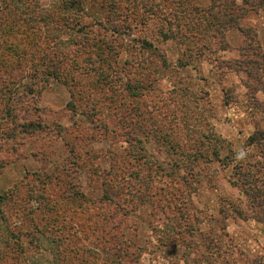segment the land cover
Masks as SVG:
<instances>
[{
    "label": "rangeland",
    "instance_id": "obj_1",
    "mask_svg": "<svg viewBox=\"0 0 264 264\" xmlns=\"http://www.w3.org/2000/svg\"><path fill=\"white\" fill-rule=\"evenodd\" d=\"M62 1L39 7L57 12ZM75 1L69 13L86 27L107 24L116 4L123 33L101 36L115 45L114 72L98 79L80 47L72 83L50 77L32 96L11 91L15 122L44 128L19 125L8 136L15 125L0 118V264H264V141L248 142L264 133V91L234 63L251 40L264 55V9L237 0L246 13L226 33L230 47L214 53L218 45L195 29L159 35L174 0H156L153 15L119 0ZM192 5L203 10L211 0ZM172 14L175 24L186 17ZM25 38H8L20 43L17 53L0 40V90L34 72ZM47 39L39 41L51 46ZM70 42L62 36L57 45L77 50Z\"/></svg>",
    "mask_w": 264,
    "mask_h": 264
},
{
    "label": "trees",
    "instance_id": "obj_2",
    "mask_svg": "<svg viewBox=\"0 0 264 264\" xmlns=\"http://www.w3.org/2000/svg\"><path fill=\"white\" fill-rule=\"evenodd\" d=\"M5 6H7V15L9 22L6 28L2 31V36L0 35V40L3 42L6 40L8 42L9 48L14 50L20 43L14 42V40H8L11 35H16V37L24 36L27 39V49L29 50L28 61H33L34 72L25 79V82L21 84H13V89L6 87L0 90V118H4L7 124L15 125L8 129L6 135H16L17 127L20 125L22 129H27L26 132H32L44 128L40 123L30 122L28 124H19L15 122L16 119V100L12 98V95L17 92L22 97L32 96L37 88L38 84L42 80H46L50 77L63 81L65 83L71 82V78L68 76L69 66L74 63L75 54L79 51L80 47L88 49L87 57L88 61L92 63L91 70L98 73V79H104L109 77L108 71L114 72V62L115 57H117V52L115 50V45L111 43L104 35V31H112L118 35H122L123 31L118 23L117 17L119 14L116 12V4L110 5V10L108 14V23H94L86 27L85 25H80L75 15L69 13H77L76 9L78 6V1L75 0H63L60 5L61 8L56 12L47 11L45 12L39 7V0H5ZM124 2H130L133 7L143 8L149 15L156 13L153 8V4L156 0H119ZM178 3L177 10L172 14V18H179L178 13H184L186 16L184 19L179 20L176 24L173 20L169 19L171 14L166 15L163 19V24L159 30V35L163 37L164 40L174 39L176 37V31L195 29L196 32L202 37L209 45H218L213 50L210 48L211 52L217 53L220 50L228 49L230 46L226 39V33L232 29L239 27L240 19L245 15L246 8L237 4V0H211L210 7L201 10L197 6L192 5L193 0H174ZM241 2L249 7L251 10L264 9V0H241ZM188 4V5H187ZM186 5V6H185ZM96 26L98 28H96ZM247 37H250L248 30L242 29ZM1 33V32H0ZM38 35V38L34 40V36ZM94 35H96L94 37ZM62 36L66 37L71 44H75L76 49H60V44L62 45ZM48 37L49 44L51 46H46L44 41H39L41 38L46 39ZM60 42L57 45V42ZM142 46L145 49L153 48V44L148 40L142 41ZM25 46V43H24ZM52 51H48V48H54ZM20 48H17L14 53H17ZM247 52V53H246ZM241 58L234 61L236 65H240L248 72V77L254 81H257V85L253 87L255 90L264 91V81L259 80L258 74L255 70L259 69L258 66L264 65V62H258L259 58L264 59V55L254 49L252 40L246 43L240 48ZM253 54L256 58H251ZM5 55V54H4ZM0 56H3L0 54ZM113 58L114 60H109ZM4 58V56H3ZM258 58V59H257ZM97 61L100 63L97 65ZM226 63L225 61H221ZM75 65V63H74ZM98 67H97V66ZM67 66V68H66ZM230 67V65L228 64ZM65 71L66 74H65ZM110 72V73H111ZM41 74V78H38V74ZM29 79V82L27 80ZM72 83V82H71ZM77 83V81L75 82ZM34 84V86L31 85ZM248 87H252L253 84L248 81ZM21 86V87H20ZM20 88V89H19ZM11 91L13 94H11ZM79 95V94H78ZM14 101V103H13ZM16 107V108H15ZM71 112L78 114L77 106L74 102L67 105ZM18 110V109H17ZM8 127H6L7 130ZM12 134H11V133ZM20 133V132H19ZM264 141V133L256 132L252 137L249 138L250 143L259 142V140ZM237 169V167H236ZM237 173V180H239L242 185L247 188L250 181L247 175H243L241 172ZM252 187V186H249ZM250 193L248 189L245 191ZM104 199H109L106 194L103 195Z\"/></svg>",
    "mask_w": 264,
    "mask_h": 264
}]
</instances>
